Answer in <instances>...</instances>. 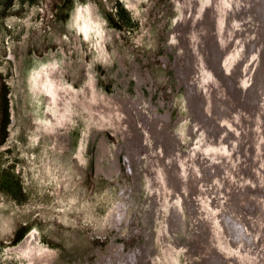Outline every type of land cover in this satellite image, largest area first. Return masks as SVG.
I'll return each instance as SVG.
<instances>
[{"label": "rangeland", "instance_id": "374dc122", "mask_svg": "<svg viewBox=\"0 0 264 264\" xmlns=\"http://www.w3.org/2000/svg\"><path fill=\"white\" fill-rule=\"evenodd\" d=\"M263 180L264 0H0V264H264Z\"/></svg>", "mask_w": 264, "mask_h": 264}, {"label": "bare ground", "instance_id": "6f19581e", "mask_svg": "<svg viewBox=\"0 0 264 264\" xmlns=\"http://www.w3.org/2000/svg\"><path fill=\"white\" fill-rule=\"evenodd\" d=\"M201 20H198V21H196V27H198V25H199V22H200ZM200 26V25H199ZM201 27V26H200ZM199 30H200V33H201V28H199ZM111 78V77H110ZM248 90V89H247ZM54 92H56V90L54 89ZM248 95V93L246 92V96ZM96 99H97V102L98 101H101L102 103H107L106 105L107 106H105L106 107V111H113V103H112V99H107V98H101V97H99L97 94H96ZM121 101V100H120ZM243 104H244V100H242V104H238L239 105V107H243ZM103 105V104H102ZM123 113H125L124 112V110H123ZM117 114H118V111H117ZM126 114V113H125ZM119 117H116L114 120H117V121H119L118 120V118H120V115H118ZM130 116V115H129ZM121 120H122V117L120 118ZM128 124V123H127ZM118 125V124H117ZM126 126H128V125H126ZM125 133H127V130L126 129H124V134ZM125 137H127L126 135H125ZM136 142H137V140H136ZM136 146V145H135ZM134 147V146H133ZM264 181V180H263ZM25 241H23L21 244H23ZM118 263V262H117ZM104 264V263H103Z\"/></svg>", "mask_w": 264, "mask_h": 264}, {"label": "flooded vegetation", "instance_id": "af4514ba", "mask_svg": "<svg viewBox=\"0 0 264 264\" xmlns=\"http://www.w3.org/2000/svg\"><path fill=\"white\" fill-rule=\"evenodd\" d=\"M91 91V90H90ZM55 101V100H54ZM58 101V100H57ZM97 107H99L100 106V104H98V105H96ZM100 109L98 108L97 109V112L99 111ZM26 240V237H25V239L23 240V241H25ZM22 245V244H21Z\"/></svg>", "mask_w": 264, "mask_h": 264}]
</instances>
